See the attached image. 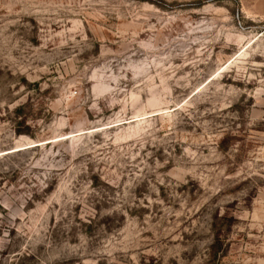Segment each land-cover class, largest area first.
<instances>
[{
    "label": "rangeland",
    "instance_id": "rangeland-1",
    "mask_svg": "<svg viewBox=\"0 0 264 264\" xmlns=\"http://www.w3.org/2000/svg\"><path fill=\"white\" fill-rule=\"evenodd\" d=\"M0 264H264V0H0Z\"/></svg>",
    "mask_w": 264,
    "mask_h": 264
}]
</instances>
